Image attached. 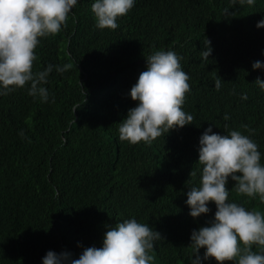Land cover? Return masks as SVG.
Segmentation results:
<instances>
[{"label":"trees","instance_id":"obj_1","mask_svg":"<svg viewBox=\"0 0 264 264\" xmlns=\"http://www.w3.org/2000/svg\"><path fill=\"white\" fill-rule=\"evenodd\" d=\"M94 2L77 0L67 26L40 38L34 72L48 64L73 65L49 75V101L29 96L28 86L0 96V264H42L49 250L77 259L85 248L102 247L108 226L131 218L161 234L149 252L151 264H190L191 232L207 226L217 210L209 203L211 211L193 219L186 204L189 188L200 183L205 129L249 135L242 127L248 125L264 165V90L254 83L264 80V68H252L256 61L264 64V28L256 27L264 19V0L252 6L134 0L128 14L117 18L116 30L96 27ZM225 9L235 15L225 17ZM206 39L212 48L207 61L200 54ZM159 50L183 58L191 88L183 110L193 124L150 146L121 141L120 122L138 103L131 87L146 70V58ZM233 186L229 178L230 202L264 212L258 196L249 198Z\"/></svg>","mask_w":264,"mask_h":264},{"label":"clouds","instance_id":"obj_2","mask_svg":"<svg viewBox=\"0 0 264 264\" xmlns=\"http://www.w3.org/2000/svg\"><path fill=\"white\" fill-rule=\"evenodd\" d=\"M252 6L255 0H232V4ZM77 0H0V96H7L28 86V95L49 101V75L55 70L63 74L70 70L71 63L48 64L43 70L33 71L37 60L35 50L40 38L55 36L62 26H67L69 13ZM134 0H95L92 12L99 29L116 30L117 18L123 17L133 8ZM225 9V17L234 16ZM257 28H264L261 19ZM211 42L206 39L203 60H209ZM183 58L174 51L159 50L146 58V70L131 87L130 97L138 102L129 109L127 118L120 122L119 139L130 144L143 142L152 145L161 135L172 129L193 124L194 117L183 110L186 94L191 91L189 75L182 70ZM253 70L264 68L256 61ZM222 79L215 80L217 91ZM264 90V80L254 82ZM247 100L246 93L241 95ZM54 102V98L53 101ZM80 106L74 107V112ZM223 119L229 120L225 114ZM249 135L231 130L227 135L214 133L210 125L199 139L198 162L202 166L199 186H192L187 192L186 204L189 215L199 218L208 214L209 203H214V220L207 226L193 229L189 246L192 256L190 264H203L215 260L217 264L235 261L236 264H264V212L249 211L236 202L229 201V178L234 190L249 198L264 203V165L258 145L250 138L255 130L242 126ZM225 129L229 128L226 123ZM19 135L24 137L23 130ZM26 138V137H25ZM31 143V141H28ZM195 177L196 172L189 174ZM161 234L148 224L139 223L135 218L108 226L100 248L88 247L79 258L72 259L67 251L56 253L49 250L42 258V264H151L154 257L149 254ZM80 246V245H78ZM256 246L259 251H254ZM205 249L203 256L200 250Z\"/></svg>","mask_w":264,"mask_h":264},{"label":"rangeland","instance_id":"obj_3","mask_svg":"<svg viewBox=\"0 0 264 264\" xmlns=\"http://www.w3.org/2000/svg\"><path fill=\"white\" fill-rule=\"evenodd\" d=\"M179 264H183V263H179Z\"/></svg>","mask_w":264,"mask_h":264},{"label":"water","instance_id":"obj_4","mask_svg":"<svg viewBox=\"0 0 264 264\" xmlns=\"http://www.w3.org/2000/svg\"><path fill=\"white\" fill-rule=\"evenodd\" d=\"M250 211V210H249Z\"/></svg>","mask_w":264,"mask_h":264}]
</instances>
